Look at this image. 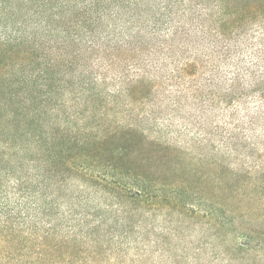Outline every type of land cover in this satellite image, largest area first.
Returning a JSON list of instances; mask_svg holds the SVG:
<instances>
[{"label":"trees","instance_id":"trees-1","mask_svg":"<svg viewBox=\"0 0 264 264\" xmlns=\"http://www.w3.org/2000/svg\"><path fill=\"white\" fill-rule=\"evenodd\" d=\"M204 1L0 0V264L96 258L104 242L94 235L120 236L103 228V218L89 221L95 212H68L67 217L100 244L83 251L82 236L59 235L50 212L61 204L60 191L70 182L110 197L117 206L113 213L123 214L126 229L133 228L127 218L142 209L201 216L194 204L178 207L161 197L166 182L155 173V165L169 169L175 165L168 158L170 145L150 140L128 125L108 122L101 128L98 123L107 115V107L98 104L102 94L90 88L86 71L72 68L77 60H115L124 51L135 54L138 47L128 46L132 40L144 33L159 36L163 27L168 28L169 39L159 50L173 56L177 34L190 35L194 29L176 21L173 14L188 9L191 22L200 21L211 10ZM212 10L219 11L215 21L221 38L233 32L242 18L264 16V0H214ZM123 14L129 28L126 38L119 23ZM144 20L147 30L143 33L133 24ZM258 25L264 27V22ZM78 83L80 92L75 90ZM144 144L158 155L143 154ZM76 188L69 193L71 201L85 197ZM200 211L204 212L200 218L216 227L217 234L223 224L213 219V210ZM229 244L246 254L264 249L258 245L251 251L232 240Z\"/></svg>","mask_w":264,"mask_h":264},{"label":"rangeland","instance_id":"rangeland-1","mask_svg":"<svg viewBox=\"0 0 264 264\" xmlns=\"http://www.w3.org/2000/svg\"><path fill=\"white\" fill-rule=\"evenodd\" d=\"M213 1L202 3L211 10L200 21L191 22L188 9L173 14L176 21L194 27L190 35L177 34L173 56L159 50L169 39L168 28L151 38L144 33V20L133 24L144 33L128 45L138 47L135 54L77 60L72 69L86 71L90 88L102 94L97 102L107 107V115L98 123L101 128L108 122L128 125L170 145L168 158L175 165H155V173L166 182L161 197L178 207L194 204L201 216L200 209H211L213 219L223 226L216 234V227L206 225L201 216L142 209L127 218L133 228L126 229L123 214L113 213L117 206L110 197L70 182L60 191L61 204L50 212L59 235L82 236L83 251L96 242L104 245L96 258L58 264H264V249L246 254L229 244L232 240L251 251L264 247V27L258 25L264 16L242 18L233 32L220 38ZM125 16L119 21L124 38L129 33ZM75 90H82L79 83ZM140 150L153 158L158 155L148 144ZM75 188L85 196L79 201L69 199ZM68 212H95L89 221L103 218V228L120 236L99 234L94 236L100 241L95 240L67 217ZM42 230L43 223L38 233ZM25 261L21 264H30Z\"/></svg>","mask_w":264,"mask_h":264}]
</instances>
